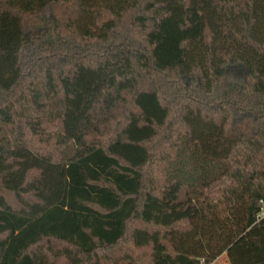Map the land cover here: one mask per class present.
Listing matches in <instances>:
<instances>
[{"label": "trees", "instance_id": "trees-1", "mask_svg": "<svg viewBox=\"0 0 264 264\" xmlns=\"http://www.w3.org/2000/svg\"><path fill=\"white\" fill-rule=\"evenodd\" d=\"M264 264V0H0V264Z\"/></svg>", "mask_w": 264, "mask_h": 264}, {"label": "rangeland", "instance_id": "rangeland-1", "mask_svg": "<svg viewBox=\"0 0 264 264\" xmlns=\"http://www.w3.org/2000/svg\"><path fill=\"white\" fill-rule=\"evenodd\" d=\"M214 264H230V263H229V260H228V258H227V256H226V254H225V255L220 256V257L215 261Z\"/></svg>", "mask_w": 264, "mask_h": 264}]
</instances>
